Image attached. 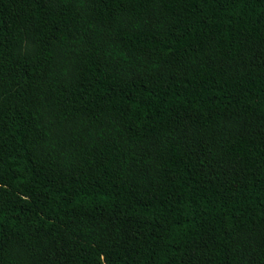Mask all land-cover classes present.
I'll return each mask as SVG.
<instances>
[{
  "label": "trees",
  "instance_id": "obj_1",
  "mask_svg": "<svg viewBox=\"0 0 264 264\" xmlns=\"http://www.w3.org/2000/svg\"><path fill=\"white\" fill-rule=\"evenodd\" d=\"M0 264H264V0H0Z\"/></svg>",
  "mask_w": 264,
  "mask_h": 264
}]
</instances>
